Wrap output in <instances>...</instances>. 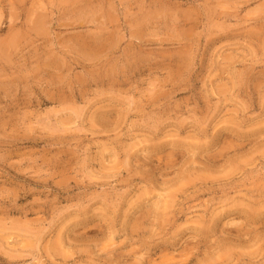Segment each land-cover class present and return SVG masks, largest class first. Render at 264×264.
I'll return each mask as SVG.
<instances>
[{
    "label": "rangeland",
    "instance_id": "obj_1",
    "mask_svg": "<svg viewBox=\"0 0 264 264\" xmlns=\"http://www.w3.org/2000/svg\"><path fill=\"white\" fill-rule=\"evenodd\" d=\"M0 264H264V0H0Z\"/></svg>",
    "mask_w": 264,
    "mask_h": 264
}]
</instances>
